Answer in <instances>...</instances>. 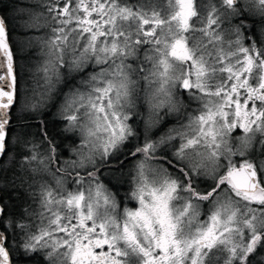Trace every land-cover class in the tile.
Returning a JSON list of instances; mask_svg holds the SVG:
<instances>
[{
	"label": "snow or ice",
	"instance_id": "6c2138e0",
	"mask_svg": "<svg viewBox=\"0 0 264 264\" xmlns=\"http://www.w3.org/2000/svg\"><path fill=\"white\" fill-rule=\"evenodd\" d=\"M39 6L44 11L25 25L46 29L29 41L45 56L37 68L44 81L39 99L27 93L21 99V77L0 18V69L7 63L0 73V176L13 175L0 192L16 190L8 137L18 105L27 113L22 120H35L63 94L59 119L80 140L71 147L74 158L56 169L61 190L40 189L38 230L24 216L15 221L22 236L18 247L25 255L47 250L49 260L63 255L70 264H251L264 248V47L246 41L255 36L250 16L264 31V0H221L227 11L213 5L206 23L197 0H167V11L150 12L126 0H39ZM88 68V80L81 78L88 90H73L68 77ZM181 90L198 102L193 112L182 111L188 105ZM172 115L177 126L154 138ZM136 118L142 132L130 123ZM42 123L46 158L58 163L56 137ZM21 127L23 168L40 157L27 132L31 125ZM236 129L244 133L238 145L232 143ZM130 159V196L137 206L121 213L110 180L123 179ZM69 177L71 190L63 187ZM201 202L212 205L206 220L200 218ZM23 211L32 215L27 207ZM9 215L0 196V264H9L3 227Z\"/></svg>",
	"mask_w": 264,
	"mask_h": 264
},
{
	"label": "trees",
	"instance_id": "16d2710c",
	"mask_svg": "<svg viewBox=\"0 0 264 264\" xmlns=\"http://www.w3.org/2000/svg\"><path fill=\"white\" fill-rule=\"evenodd\" d=\"M126 2L130 4H135L137 6H142L146 11L150 12L153 7H159L167 11V0H126ZM202 0H197V3L200 4ZM34 6H36L37 9L42 10L43 9L39 6L38 0H0V18H4L6 20V28L8 33V38L10 45L12 47V50L14 52V67L16 72L18 73L19 77H21V70H20V62L21 57L19 54V42H23L26 40L29 36H36L40 34V31L37 32L34 29H28L26 27L19 29L16 27L15 23L17 22L18 25L20 24H26L27 20L20 17H17V14L19 10H22V8H28L29 11ZM35 8V7H34ZM205 10L200 11L201 15H205ZM135 63V61H133ZM93 71L92 68L86 69L83 73H73L71 76L68 77V79L71 81V87H78L82 86L84 89L88 90V86L86 84L81 82V78L83 80H88L89 74ZM21 86H22V78L19 81V87L21 92ZM62 93H67L69 91L68 87H61L60 88ZM182 92V95L180 96L181 101L188 105L186 109H182V111L185 112H193L197 107H199V104L197 101L189 97L187 92ZM64 95H58L54 97V104L49 106V108L40 114V116L37 117L35 120H22L21 117L27 115L24 111L21 110L20 105H18L16 108L12 110V124L11 129L9 132L8 137V144L13 149L12 152L9 153V156L13 157L15 159V169H18V171L21 173L25 171V173L31 174L28 170L33 169V162L31 165L24 164L23 168L20 167L21 160L20 157L22 154H26L27 150L23 147L22 144L20 145H13L12 146V139L15 137V135H20L22 132V125H31V127L27 128L28 132H33L30 135V139L37 141L38 143H42L39 146H42V149L37 150L38 155H45V157L50 155L49 148L47 145V141L42 140L43 136V129L44 124L42 121L47 123L48 126V133L51 136L56 137V143L59 146L58 151L56 153V156L59 157V161L52 162L47 159L48 168L54 171L56 174L61 175V173L57 172L56 169L58 167L64 166L65 160H71L74 158L73 153L71 151V147L73 146V142H75V146H79V140L80 139H72L70 135L68 136L69 132L64 131V125L66 124L64 120L59 119L58 113L59 109L61 107V102L63 100ZM186 117H184L185 119ZM177 117L175 115L169 116L166 123L159 126L155 131L154 138L158 139L160 136L164 135L169 131L170 128L177 126L176 125ZM133 127H139L140 131L143 130L142 122L136 118L132 121H130ZM75 133V132H74ZM74 133H71L74 135ZM232 136H243V134L238 133V131H234L232 133ZM239 140V139H238ZM174 143L179 145V141H175ZM37 147V146H36ZM35 147V149H36ZM169 155H171V152L169 151ZM257 163H259V152L257 151ZM6 159V166L11 168L12 163ZM242 158L239 156L233 157V160L236 162H240ZM226 163V161H225ZM115 166V165H113ZM135 167V159H130V161L126 164L125 168L123 169V176L125 177L124 186L128 187V193L130 195L131 189L133 187L132 181H131V173H133ZM117 175H120L117 173ZM20 176V175H19ZM17 178V176H16ZM13 179L12 173H8L7 179L0 176V189L5 188L8 181H11ZM24 177L20 176V180L22 181ZM71 179V177H69ZM104 181L106 183L109 182L108 178H104ZM116 184V183H115ZM112 183L110 181V186L112 187V190L114 194L117 195L118 202H120L121 199V193L122 188H120V185ZM23 186V185H22ZM226 187V186H225ZM30 188V189H29ZM117 189V190H116ZM30 190V191H29ZM203 190V189H202ZM35 192V199H33L32 193ZM0 196H3L5 199V203L8 205V202L12 205L8 207L9 212L11 215L7 216L3 227L7 230V245L9 249H11L10 252V264H29L33 261H39L42 262L43 258V252L39 251L36 253H32L30 255H25L23 250L18 247L22 240V236L20 233V229L18 226L15 225V221L18 220L21 216H24L25 223L29 224L31 226V230L33 232H36L38 230V227L41 224L40 215L41 212V206H40V195L39 192L36 190V188H31L29 185L27 188H24V190L21 189V191L18 192H9L4 191L0 192ZM127 202V201H125ZM127 204V203H126ZM202 210H201V217H204V214L209 212L210 204L207 202H201ZM27 207L29 209V212L32 213V215H25L23 209ZM256 207V206H255ZM15 229V230H14ZM15 241V243H13ZM259 254H253L251 258V264H264V248L258 249ZM223 263V259L221 261Z\"/></svg>",
	"mask_w": 264,
	"mask_h": 264
},
{
	"label": "rangeland",
	"instance_id": "374dc122",
	"mask_svg": "<svg viewBox=\"0 0 264 264\" xmlns=\"http://www.w3.org/2000/svg\"><path fill=\"white\" fill-rule=\"evenodd\" d=\"M27 1H30V0H27ZM213 2H214V0H202V2H200V4H199L200 5V11H203L204 7L209 9V7L212 5ZM34 7L32 9H30V11H29L28 8H22V10H19V12L17 14V17L18 18L22 17L23 19L25 17V19L27 20V22H25V23L27 24L32 19H34L35 15L37 13L42 12V10L37 9L36 6H34ZM221 11H227V10L223 9ZM40 22L43 23V18L42 17L40 19ZM26 24L18 25L17 22L15 23L16 27H18L19 29L24 28ZM34 30H36V29H34ZM39 31H40L39 35H43L44 32L46 31V29H40ZM35 39H36V36H29V37L26 38L24 43L23 42H19V45H20L19 54H20V57H21L20 70H21V78H22V86H21V99L22 100L25 99V95H24L25 93H27V97L28 98L39 99L40 98V93L43 92V87H42V85L44 83V81L42 79L43 73L37 71V68H38L39 65L43 64V62L45 60V56L41 52L40 46L38 44H34V46H31V47L29 46V41H35ZM62 71L65 72V74H67V69H63ZM89 76H90V74H89ZM37 81H39V83H37ZM144 84H145V82L143 80H140V87L141 88L144 87ZM63 85L64 84H61L59 87L61 88V87H63ZM86 86H87V84H86ZM64 87H66V86L64 85ZM77 88H79L81 91H86V89H84L81 85L78 86V87H72L73 90H75ZM63 101H64V97H63V100H62L61 104L63 103ZM53 102H54V98H53V100L48 101L47 102V107L41 111V114L43 112H45L49 108V106L54 104ZM20 108L22 110V106H20ZM184 120L186 122V118ZM65 123H67V122L65 121ZM28 133H30V132H28ZM31 133H33V132H31ZM69 135H70V137L72 139H74V138L77 139V140L80 139V134H79L78 131L75 132L74 135L71 134V133H69L68 136ZM18 136L15 135V137L11 140L12 141V143H11L12 146L13 145H15V146L18 145L17 144V137ZM232 137H233L232 143L234 145H238L239 144L238 137L237 136H232ZM32 143L35 145V147L37 146L36 147V151L39 150V149L40 150L42 149V146H39L42 143H38L35 140H32ZM39 157H40V159L33 161V165H32L33 169H36V171L33 172L32 169L28 170L31 174L25 173V171L20 173L18 171V169L14 168V172L16 173V176H17V178H16V190L13 191L12 189H7L9 192H11V193L14 192L15 193V192L21 191V189L24 190V188H27L28 185L31 186V188H36V190L39 193H40V189H41L42 186H50L51 188H53V189H55L57 191L61 190L59 188L58 184H57V179L60 178L61 175L56 174L51 169L49 170L48 164H47L48 163L47 162V158L45 157L44 154L40 155ZM41 160H43V163L40 162ZM19 175L21 177H24V179L22 181L20 180V176ZM12 177H13V175H12ZM103 177L109 179L110 178V173L105 171ZM124 179H125V177L123 176V179H121L119 182L116 179H111L110 181L112 183H114V184L116 183V184L122 186V184L124 182ZM70 180L71 179L67 178L66 182L64 183L63 187L65 189L71 190V189H73L75 187L74 185H72L70 183ZM116 187H117V185H116ZM131 201L134 202V200H132V199H131ZM134 203H136V202H134ZM10 205H12V204H10L8 202L7 206L10 207ZM126 206L130 207L128 205H126ZM253 206L255 207L256 205H253ZM256 207H258V206H256ZM123 208L120 207L121 213L123 212ZM210 208L212 209V205H210ZM211 209L209 210V212L204 214V217L201 218V219L206 220L208 214L211 211ZM201 210H202V206L200 208V212H201ZM40 220H41V217H40ZM61 235H63V233H61ZM97 251H99V250H97ZM223 255H226V253L223 254ZM53 258H54L53 259L54 264H59L57 257H53ZM63 260H65V263L70 264V258H66L65 257V259H63ZM29 264H41V262L33 261L32 263H29Z\"/></svg>",
	"mask_w": 264,
	"mask_h": 264
},
{
	"label": "flooded vegetation",
	"instance_id": "af4514ba",
	"mask_svg": "<svg viewBox=\"0 0 264 264\" xmlns=\"http://www.w3.org/2000/svg\"><path fill=\"white\" fill-rule=\"evenodd\" d=\"M213 5L220 7L221 10L224 9L223 7H221V0H214V2L209 7V9L204 7V10H205L204 11L205 15H203V17L205 18L204 22H206L208 12L210 11V9ZM224 10H226V9H224ZM43 11H44V9H43ZM249 19L256 21L255 27L253 29L255 32V36L254 37L250 36L249 39L246 41V43L251 44L253 41H255L258 43L259 46L264 47V31H262L261 25L259 23V18L254 17V16H250ZM196 35L199 36L200 33L198 32V33H196ZM148 47H149L148 45L143 46L144 49H147ZM143 57H144V51L142 49V51L140 52L141 60H143ZM145 66L150 67V65H148V64H145ZM236 131H238V133H241L244 135L242 130L236 129ZM257 159H258V157H257ZM124 183H125V181L123 182L122 186H120V188H122V190H121L122 193H121V199H120L119 205L121 208L125 207L126 205L130 206V208H134L135 206H137L136 203H134L136 201H134V202L131 201V196L129 195L128 189H127L128 187L124 186ZM125 201H127V202H125ZM59 235H61V233ZM64 250L65 249H63V248L59 249V253H63ZM45 251H47V250H45ZM45 251H42L43 252V258H42L43 263L42 264H54V261H53L54 258H52L51 260L47 259L45 256ZM54 257H57L59 264H67V263H65V260H63V259H65V257L63 255L57 254ZM221 261H222V259L219 261V264H223V263H221Z\"/></svg>",
	"mask_w": 264,
	"mask_h": 264
},
{
	"label": "water",
	"instance_id": "95a60500",
	"mask_svg": "<svg viewBox=\"0 0 264 264\" xmlns=\"http://www.w3.org/2000/svg\"><path fill=\"white\" fill-rule=\"evenodd\" d=\"M0 59H2V57H0ZM6 71H7V63L5 60L4 67L0 69V73H6ZM9 264H10V258H9Z\"/></svg>",
	"mask_w": 264,
	"mask_h": 264
}]
</instances>
